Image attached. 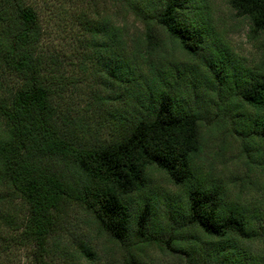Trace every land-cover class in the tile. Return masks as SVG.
I'll list each match as a JSON object with an SVG mask.
<instances>
[{
	"label": "trees",
	"instance_id": "trees-1",
	"mask_svg": "<svg viewBox=\"0 0 264 264\" xmlns=\"http://www.w3.org/2000/svg\"><path fill=\"white\" fill-rule=\"evenodd\" d=\"M111 1L118 19H106L91 42L98 58L108 55V77L125 88L115 100L132 102L111 113L109 139L59 106L61 79L41 51L35 8L0 0V227L34 248L32 264H53L76 205L118 246L119 264H147L151 245L189 264H258L252 247L264 236V60L239 62L206 0ZM228 1L249 21L248 37L263 43L264 0ZM207 133L241 143L252 172L244 194L233 196L205 170ZM157 174L185 189L182 206L171 203L174 212L163 214L147 191ZM252 184L263 193L244 199ZM76 248L79 258L101 260L83 239Z\"/></svg>",
	"mask_w": 264,
	"mask_h": 264
},
{
	"label": "rangeland",
	"instance_id": "rangeland-1",
	"mask_svg": "<svg viewBox=\"0 0 264 264\" xmlns=\"http://www.w3.org/2000/svg\"><path fill=\"white\" fill-rule=\"evenodd\" d=\"M212 12L216 30L230 42L233 54L239 62L257 67L264 60V42L259 43L248 37L249 21L237 16L228 0H206ZM38 13L41 28V51L51 67L56 70L62 86V98H57L59 106L66 115L85 119L92 128H102L103 138H111L115 122L111 113L129 109L131 97L115 100L116 96L126 93L125 88L118 87L107 75V56L98 58L91 38L102 28L108 18L118 19V11L111 0H28ZM120 15V14H119ZM120 19V18H119ZM128 21H134L128 16ZM177 57L185 60V56L176 51ZM183 68V64H180ZM146 68L147 65H146ZM188 77L191 72L187 71ZM191 78V77H190ZM56 99V101H57ZM127 99V100H126ZM206 144L201 156L206 171H210L213 180L229 186L233 196L245 192L252 181V172L245 162L241 143L217 133L205 134ZM154 181L147 191H153L160 199V211L174 212L177 208L171 203L183 204L185 189L171 184L162 175H155ZM210 177V179H212ZM253 185V184H252ZM263 193L258 185H253L244 199ZM18 209L22 207L17 201ZM138 205V204H136ZM182 206V205H181ZM264 210V209H263ZM258 217L261 231L264 233V211ZM60 231L59 248L52 256L53 264H92L85 258H79L76 244L78 240L87 241L101 260L94 264H119L116 259L120 255L118 246L107 235L100 232L93 217L80 206L73 205L68 209ZM165 223V219H160ZM0 227V264H32L34 248L21 241L14 240V232ZM66 245V246H64ZM258 264H264V236L258 244ZM68 249V251H67ZM147 264H189L184 256L158 249L155 245L145 246Z\"/></svg>",
	"mask_w": 264,
	"mask_h": 264
}]
</instances>
